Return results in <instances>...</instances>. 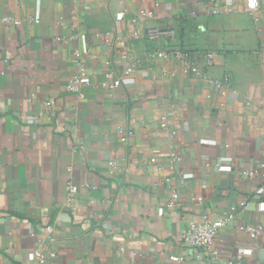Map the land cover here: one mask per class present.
Returning <instances> with one entry per match:
<instances>
[{"label": "crops", "instance_id": "obj_1", "mask_svg": "<svg viewBox=\"0 0 264 264\" xmlns=\"http://www.w3.org/2000/svg\"><path fill=\"white\" fill-rule=\"evenodd\" d=\"M78 1L91 80L83 99L67 90L85 47L69 1L0 0V264H264V117L243 120L264 106V3L255 15H212L210 0ZM140 11L153 18L129 41L116 16ZM171 30L173 48L216 54L207 79L151 58L165 38L149 33ZM172 102L185 125L176 139H153L145 126L120 141V126L141 115L155 128ZM149 147L165 154L160 171ZM128 163L137 175L124 173ZM229 216L215 261L182 244L189 223ZM238 225L263 232L253 240ZM35 251L55 256L31 261Z\"/></svg>", "mask_w": 264, "mask_h": 264}, {"label": "built area", "instance_id": "obj_2", "mask_svg": "<svg viewBox=\"0 0 264 264\" xmlns=\"http://www.w3.org/2000/svg\"><path fill=\"white\" fill-rule=\"evenodd\" d=\"M70 4L71 17L70 26L76 31L75 37L81 39L84 43V50L82 53L76 55L75 60V74L67 85V90L76 94L80 99H83L82 89L85 86L91 84L87 66L82 58V55L86 53V40L87 35L81 30L82 18L78 13V0H68ZM264 0H210V14L212 15H236V14H248L255 15L259 12ZM87 9V7H85ZM153 18V14L147 11H140L137 15L133 17L126 18L124 14L120 13L116 16V21L124 24L125 36L129 41H136L141 37V27L143 22L148 19ZM7 24H17L15 20L10 17H5L1 20ZM39 22V18L35 19ZM150 37H164L165 40L163 44L158 47L152 54V59L169 60L176 59L185 67L190 69L192 73L196 76L203 77L207 79V72L205 71L208 67L213 65L216 54L214 52H184L173 48L171 41L175 38L174 31H151L149 33ZM259 64L264 70V52L259 53ZM134 71V67L128 69V73ZM231 83V76L228 75L223 82H217L216 87L218 89L229 85ZM121 82L119 80L114 82H106L103 84L104 88L114 89L120 86ZM48 110V108H47ZM264 117V106L254 105L249 108V111L243 115V120L246 124H253L257 119ZM34 121L38 120L37 115L32 116ZM146 126V131L150 137L153 139H176L185 128L184 121L182 118V111L179 105L175 102L170 103L169 107L160 115L158 122L154 127L151 125H145L143 117L138 115L130 119L127 126H120L118 128V133L120 135V141L122 143H127L131 139L137 137L140 133L141 127ZM149 153V162L153 164L160 171V158L165 157L163 151L159 148L149 147L147 150ZM173 162H179L180 159L176 156L174 152L166 155ZM109 166L113 168H118L117 161H111ZM122 170L127 175H137L138 169L132 164L128 163L123 166ZM166 182H170V179H166ZM179 199L177 192L172 194V201L170 207L175 206L176 201ZM244 207L246 205L243 204ZM232 217H224L216 220L205 218L199 222H191L188 224L187 228L182 234V244L196 251L197 257H205L209 261H215L217 259L218 253L214 248L215 239L220 230L226 228L230 223ZM237 229L241 232H246L250 234V237L255 240L263 232V227H253L248 225H238ZM50 232V230H49ZM254 249L252 247L240 248L238 250V256H250L253 254ZM55 255L51 253L49 256H45L39 251H35L30 254L29 259L31 261H40L41 263L46 262L48 259L53 258ZM171 261H183V258L170 257Z\"/></svg>", "mask_w": 264, "mask_h": 264}]
</instances>
